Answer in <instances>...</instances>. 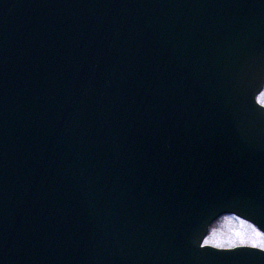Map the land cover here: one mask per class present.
I'll list each match as a JSON object with an SVG mask.
<instances>
[{
	"label": "water",
	"instance_id": "obj_1",
	"mask_svg": "<svg viewBox=\"0 0 264 264\" xmlns=\"http://www.w3.org/2000/svg\"><path fill=\"white\" fill-rule=\"evenodd\" d=\"M263 88L264 0H0V264H264L196 254L264 232Z\"/></svg>",
	"mask_w": 264,
	"mask_h": 264
},
{
	"label": "snow or ice",
	"instance_id": "obj_2",
	"mask_svg": "<svg viewBox=\"0 0 264 264\" xmlns=\"http://www.w3.org/2000/svg\"><path fill=\"white\" fill-rule=\"evenodd\" d=\"M241 229L229 235L213 232L208 238L199 243L196 250L197 255H201L202 259H213V254L222 256L224 254H231L233 257L247 256L252 253L238 252V249L250 248L256 250L254 253H264V232H260L251 224H246L241 220ZM214 249V251H203L200 253L199 249Z\"/></svg>",
	"mask_w": 264,
	"mask_h": 264
},
{
	"label": "rangeland",
	"instance_id": "obj_3",
	"mask_svg": "<svg viewBox=\"0 0 264 264\" xmlns=\"http://www.w3.org/2000/svg\"><path fill=\"white\" fill-rule=\"evenodd\" d=\"M258 101L264 106V90L260 94ZM241 219L238 218H226V219H220L217 221V223L211 228L210 235L215 231L217 233H222L224 235H229L237 230L241 229L240 224ZM246 224H250L246 222ZM209 235V236H210ZM207 236L206 238H208Z\"/></svg>",
	"mask_w": 264,
	"mask_h": 264
},
{
	"label": "bare ground",
	"instance_id": "obj_4",
	"mask_svg": "<svg viewBox=\"0 0 264 264\" xmlns=\"http://www.w3.org/2000/svg\"><path fill=\"white\" fill-rule=\"evenodd\" d=\"M217 221H219V220H217ZM217 221L214 224H212L211 228L217 223Z\"/></svg>",
	"mask_w": 264,
	"mask_h": 264
}]
</instances>
